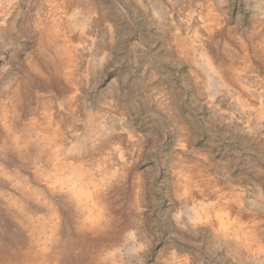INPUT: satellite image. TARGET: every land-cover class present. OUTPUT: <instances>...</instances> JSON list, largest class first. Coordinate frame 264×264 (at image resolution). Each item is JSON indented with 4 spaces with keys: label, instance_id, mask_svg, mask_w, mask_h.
I'll use <instances>...</instances> for the list:
<instances>
[{
    "label": "rangeland",
    "instance_id": "374dc122",
    "mask_svg": "<svg viewBox=\"0 0 264 264\" xmlns=\"http://www.w3.org/2000/svg\"><path fill=\"white\" fill-rule=\"evenodd\" d=\"M0 264H264V0H0Z\"/></svg>",
    "mask_w": 264,
    "mask_h": 264
}]
</instances>
